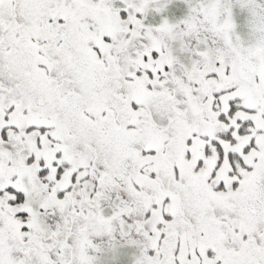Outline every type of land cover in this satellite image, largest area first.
<instances>
[{"label": "snow or ice", "instance_id": "1", "mask_svg": "<svg viewBox=\"0 0 264 264\" xmlns=\"http://www.w3.org/2000/svg\"><path fill=\"white\" fill-rule=\"evenodd\" d=\"M0 264H264V0H0Z\"/></svg>", "mask_w": 264, "mask_h": 264}]
</instances>
